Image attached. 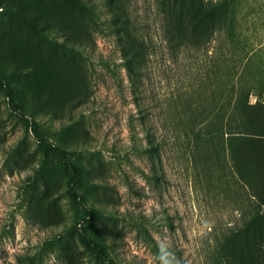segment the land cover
I'll use <instances>...</instances> for the list:
<instances>
[{
	"label": "rangeland",
	"instance_id": "374dc122",
	"mask_svg": "<svg viewBox=\"0 0 264 264\" xmlns=\"http://www.w3.org/2000/svg\"><path fill=\"white\" fill-rule=\"evenodd\" d=\"M197 13L0 0V264H264V0Z\"/></svg>",
	"mask_w": 264,
	"mask_h": 264
},
{
	"label": "trees",
	"instance_id": "16d2710c",
	"mask_svg": "<svg viewBox=\"0 0 264 264\" xmlns=\"http://www.w3.org/2000/svg\"><path fill=\"white\" fill-rule=\"evenodd\" d=\"M195 4L197 3V17L196 21H198L200 24H203L205 21H207V27L203 31L201 35V39H204L205 43L213 34V23H215V20L218 16V14L222 11L223 7H225L228 3V0H192ZM206 24V23H205ZM206 26V25H205ZM185 35V34H184ZM185 41V40H184ZM188 43H191L190 41H187ZM194 43L197 42V40H193ZM187 46V43H184V47ZM0 89L5 92V95L9 98V104L12 107V109H17V105L14 102L15 96L12 92H10V89L8 85L4 82L2 76L0 75ZM34 135L38 143V147L40 150L45 154L46 156H53L56 158L59 163L62 165L64 170L69 174V188L68 192L74 199H79L80 195L78 193V189L81 184V172L77 165H75L72 160L69 157V153L65 151L64 149L52 144L49 142L46 138H44L37 130L34 129ZM86 245L90 247L92 250L96 251V248L91 245L89 241L86 240ZM103 253L102 249L98 251V254Z\"/></svg>",
	"mask_w": 264,
	"mask_h": 264
},
{
	"label": "clouds",
	"instance_id": "9594fccd",
	"mask_svg": "<svg viewBox=\"0 0 264 264\" xmlns=\"http://www.w3.org/2000/svg\"><path fill=\"white\" fill-rule=\"evenodd\" d=\"M162 255L160 259L163 261V264H172V261L168 258L169 253H167L163 248H161Z\"/></svg>",
	"mask_w": 264,
	"mask_h": 264
}]
</instances>
